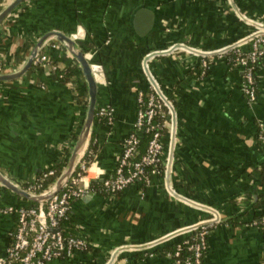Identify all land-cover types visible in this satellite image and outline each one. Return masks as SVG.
<instances>
[{
	"label": "crops",
	"instance_id": "obj_1",
	"mask_svg": "<svg viewBox=\"0 0 264 264\" xmlns=\"http://www.w3.org/2000/svg\"><path fill=\"white\" fill-rule=\"evenodd\" d=\"M11 1L0 0V11ZM255 22L264 24V0H23L0 23V73L19 70L48 31L73 38L99 66L96 107H110L112 118L92 124L87 186L113 173L138 91L155 84L176 103L165 136V175L113 196L92 189L74 200L64 230L85 238L89 248L46 264H106L124 245L110 264H176L162 245L207 220L215 223L204 264H264V232L253 223L264 215V147L256 140L264 122V56L250 103L241 69L230 68L225 57L214 55L202 74L197 54L170 50L180 44L217 52L252 33ZM43 50L46 62L0 82V171L16 184L56 163L63 168L86 114L87 84L76 59L55 38ZM53 62L75 67L76 76L59 81ZM27 205L0 184V257L16 224L8 209Z\"/></svg>",
	"mask_w": 264,
	"mask_h": 264
},
{
	"label": "built area",
	"instance_id": "obj_2",
	"mask_svg": "<svg viewBox=\"0 0 264 264\" xmlns=\"http://www.w3.org/2000/svg\"><path fill=\"white\" fill-rule=\"evenodd\" d=\"M255 23L256 27L252 33L241 41L230 44L217 52L200 53L180 44H176L170 50L179 48L202 56L203 58L200 62L202 74L209 68V60L214 58V55L225 57L227 63L231 66L230 68L239 67L241 69V90L247 100L252 103L257 97L255 83L256 63L264 56V24ZM242 44L247 45L246 50H243ZM230 51L235 54L233 59L226 56V53ZM46 61L47 56L39 54L34 59L33 64L38 65ZM1 67L0 57V70ZM94 67L99 68L97 65L92 66L93 72L95 71ZM150 90L154 91L156 95ZM136 103V117L131 131L123 141L114 171L110 176L100 181V191L110 196L118 194L126 187L137 182L144 185L149 184L151 176L158 174L159 166L163 167L165 175L168 164L165 153V136L173 126L174 109L169 102L159 95L155 84L150 86L147 92L138 91ZM163 105L166 106L165 111L163 110ZM96 114L105 117L108 120L107 122H110L112 109L108 106H100ZM157 116L162 121H154ZM166 127L167 133L163 135L161 130ZM143 133H148L149 139L144 152L139 153V138ZM256 140L264 147V122L259 123L257 127ZM86 150L87 148L85 147L67 185L51 197L50 200L45 203H38L37 206L28 205L18 209H8V212L15 213L16 224L11 234V242L6 247L5 255L0 257V264H46L55 258L72 257L78 252H83L88 247V242L85 238L71 234L64 235L63 229L65 226L62 224L71 216L72 202L93 189L84 182L89 166L83 159ZM90 154L93 155L92 152ZM54 174L55 170L52 168L44 170L41 178L35 182L34 186L40 188L41 181L45 177L53 176ZM58 176H56L55 180ZM52 184L38 193L33 191L34 186L32 185L27 188H23L21 183L16 185L30 194L40 195L49 190ZM214 223V220H207L189 228V231H191L186 235L188 237L183 239V243L188 244L187 249L190 251V255L181 256L180 242L176 244L173 252L164 251L165 255L171 257L176 264H203L207 248V236L212 227H214ZM253 223L264 232V215H260L258 220H254ZM153 244L157 243L149 245ZM125 249V245L114 248L106 264L112 263L118 254Z\"/></svg>",
	"mask_w": 264,
	"mask_h": 264
},
{
	"label": "water",
	"instance_id": "obj_3",
	"mask_svg": "<svg viewBox=\"0 0 264 264\" xmlns=\"http://www.w3.org/2000/svg\"><path fill=\"white\" fill-rule=\"evenodd\" d=\"M23 0H12L5 8L0 11V23L17 7L22 3ZM57 39L59 42H62L68 52L76 59L81 69L82 75L87 84L88 92V104L86 109L85 118L80 129V132L77 136L74 147L71 151V154L68 158V161L62 168L57 179L53 182L49 190L40 195H33L25 191L20 186L14 184L4 174L0 171V184L13 192L15 195L22 197L28 201L35 203H45L51 199L57 192L63 189L70 177L72 176L76 164L79 160L81 153L84 151V148L87 145L88 140L91 135V127L94 122L96 103H97V82L95 80V75L92 69L91 64L85 57L84 51L79 47L76 41L70 36L59 32V31H48L44 33L38 41L35 43L34 47L30 51V54L27 58L25 64L17 71L10 73H0V82L1 81H10L20 77L24 74L33 64L34 59L41 53L42 48L50 39ZM156 87V91L159 95L165 100L163 94ZM166 101V100H165ZM169 236H167L168 238ZM167 238H162L155 243H159Z\"/></svg>",
	"mask_w": 264,
	"mask_h": 264
},
{
	"label": "trees",
	"instance_id": "obj_4",
	"mask_svg": "<svg viewBox=\"0 0 264 264\" xmlns=\"http://www.w3.org/2000/svg\"><path fill=\"white\" fill-rule=\"evenodd\" d=\"M44 53H45V50H43V51L40 53V55H43ZM226 56H227L228 58H230V59H233L234 56H235V54H233V52L230 51V52L226 53ZM199 58L202 59L203 57H202V56H199ZM53 63H54V65H55V66H54V72H55V74L57 75L59 81L65 83V82H68L69 80H71L73 77L76 76V68H75V67H72V66H65V67L63 66V67H60L59 64H57V63H55V62H53ZM259 63H260V60H258L257 63H256L255 71H256V69H257ZM150 91H151L152 93L155 94L154 91H152V90H150ZM161 93L163 94V97L165 98V100H166L167 102H169V103L172 105L173 109H175V108H176V103H175L174 99H172V96L169 95V94L166 93V92H163V91H161ZM155 95H156V94H155ZM85 104H86V101H85ZM98 107H99V106H97V107H96V110H95L94 122H95V121H96V122H107L108 120H107L105 117H101V116H98V115L96 114V112L98 111ZM163 110H164V111L166 110V106H164V105H163ZM154 121H162V119H161L160 117L157 116V117L154 118ZM161 133H162L163 135H165V134L167 133V127H166V128H162ZM148 139H149V134H148V133H143V134L140 136V138H139V145H138L139 153L144 152V150H145V148H146V144H147ZM94 148H95L94 145H90V144H89V147H88L87 150L85 151V155H84L83 159L85 160V162H86L87 165H89L90 162H91V160H92V155L90 154V152H92L93 150L95 151ZM62 166H63L62 163H60V164H59V163H56V164L52 165L51 167H49V168H52V169L55 170V174H54L53 176H47V177H45V178L41 181V187H40V188H36V187L34 186V184H35V182H37V181L41 178L43 171H42L41 173L35 175L34 178H32L31 180H25V181H23V182L21 183V186H22L23 188H27V187H29L30 185H32V186H34L33 191H35V192H37V193H38V192H41V191L47 189V188L50 186V184H52V183L55 181L56 176H58L59 173H60V171L62 170ZM49 168H48V169H49ZM158 169H159V170H158L159 172H158L157 176H160V177L164 176V173H163V167H162V166H159ZM46 170H47V169H46ZM142 185H144V184H142ZM144 186H146V185H144ZM100 187H101V183H100V182H95V183H93V184L91 185V188L95 189L96 191H100ZM100 192H101V191H100ZM101 193H103V192H101ZM28 205H30V206H37L38 203L28 201ZM28 205H27V206H28ZM15 216H16V215H15ZM258 218H259V216H255V218L253 219V221H254V220H258ZM15 220H16V219H15ZM62 224H63L65 227L68 226V225H71V224H72V223H71V216H70V218H69L68 220L62 222ZM63 234H64V235H70V233H67L64 229H63ZM71 235H72V234H71ZM186 237H188V236H185V237L179 239L178 241H174V242H170V243L163 244L161 248H162V250H164V251L173 252L174 249H175L176 244L180 242V243H181V249H180L181 256H187V255H190L191 253H190V251L187 249L188 244L183 243V239H185ZM88 248H89V246H88L84 251H87ZM203 264H204V262H203Z\"/></svg>",
	"mask_w": 264,
	"mask_h": 264
}]
</instances>
